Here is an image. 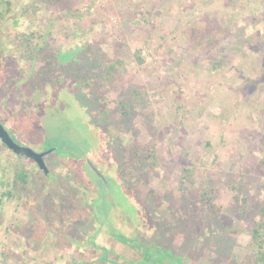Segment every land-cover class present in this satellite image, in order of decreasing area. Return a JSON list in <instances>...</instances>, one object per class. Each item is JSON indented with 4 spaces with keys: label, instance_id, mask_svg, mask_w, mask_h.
<instances>
[{
    "label": "rangeland",
    "instance_id": "obj_1",
    "mask_svg": "<svg viewBox=\"0 0 264 264\" xmlns=\"http://www.w3.org/2000/svg\"><path fill=\"white\" fill-rule=\"evenodd\" d=\"M12 1L0 40L26 80L0 117L53 152L45 173L0 141V168L29 174L1 210L0 264H257L264 0Z\"/></svg>",
    "mask_w": 264,
    "mask_h": 264
},
{
    "label": "trees",
    "instance_id": "obj_2",
    "mask_svg": "<svg viewBox=\"0 0 264 264\" xmlns=\"http://www.w3.org/2000/svg\"><path fill=\"white\" fill-rule=\"evenodd\" d=\"M61 0H37L38 3L35 5L32 9H34V12H41L44 8H46L49 5L55 4L60 2ZM1 3H3L4 9H10L12 5L14 4L12 0H0ZM27 12V11H26ZM3 15V14H1ZM28 36V37H27ZM33 35H26L22 34L19 35L18 38H21V40L24 41V47L31 48V41L33 40V37H30ZM2 48V47H1ZM134 58L137 60L138 63L142 64L143 59L140 57V55L135 54ZM21 60L29 63V59L25 56H22ZM223 63L216 64L217 67L222 66ZM6 67L1 68L0 70V86H4L5 84L10 83L13 80V85H10V87L4 86L5 88L8 87V90H6V93H3L2 98H0L1 108H4L7 99L11 93V91L14 88H17L25 83L26 76L24 75V71L21 69L17 73V75L14 77L9 78V76L6 73ZM115 71V68L113 66H109L108 72ZM3 124V122H1ZM11 135V134H10ZM50 136H53L52 133ZM12 137V136H11ZM13 138V137H12ZM3 147H5L2 144ZM151 146V156H154V145ZM51 147V146H50ZM148 148V147H147ZM74 160V159H73ZM77 161V160H74ZM29 174L27 171L23 169H17L13 172L12 176H10L5 168H0V215L2 208L5 207L7 202H15L18 203L23 198H25L26 194V185L28 183ZM261 216L264 219V207L260 211ZM251 245H252V253L253 256H255V261L257 264H264V221L259 224L256 229H253L251 231ZM164 253L162 255L161 263L165 264V260L167 259ZM154 254H147V256H144V259L142 261L143 264H159L157 263V260H154ZM145 262V263H144Z\"/></svg>",
    "mask_w": 264,
    "mask_h": 264
},
{
    "label": "water",
    "instance_id": "obj_3",
    "mask_svg": "<svg viewBox=\"0 0 264 264\" xmlns=\"http://www.w3.org/2000/svg\"><path fill=\"white\" fill-rule=\"evenodd\" d=\"M0 141L8 150H10L16 156L25 157L27 159H30L37 165V167L41 171L45 173L48 172L44 157L46 156V154L50 153V150L44 151V152H37L30 147L19 145L11 138L8 131L5 129V127L2 125L1 122H0ZM94 171L99 176H101L96 169H94Z\"/></svg>",
    "mask_w": 264,
    "mask_h": 264
},
{
    "label": "flooded vegetation",
    "instance_id": "obj_4",
    "mask_svg": "<svg viewBox=\"0 0 264 264\" xmlns=\"http://www.w3.org/2000/svg\"><path fill=\"white\" fill-rule=\"evenodd\" d=\"M3 14V15H1ZM13 14V11L12 9H0V25H3V23H7L9 20H8V17L7 16H10ZM15 20H17V17L14 16L12 17V20L11 22H15ZM2 47V48H1ZM9 58H11V55L9 54V47L7 45H5L3 43V41L0 40V70H2L1 68L3 67H6V73L7 71L9 70L8 69V65H6L7 61L9 60ZM3 86V85H2ZM1 87V86H0ZM2 108H0L1 110ZM0 122H4V120L0 117ZM3 125V124H2ZM10 135V134H9ZM11 136V135H10ZM12 138V137H11ZM15 142L16 140L14 139V137L12 138ZM17 143V142H16ZM2 144V143H1ZM19 144V143H18ZM20 145V144H19ZM24 146V145H23ZM6 148V147H5ZM7 149V148H6ZM37 152H44V150L42 151H37ZM53 150H50V153H52ZM50 153L46 154L49 155ZM15 155V154H14ZM45 156V157H46ZM20 157V156H19ZM45 157H44V160H45ZM25 158V157H24ZM27 159V158H26ZM30 160V159H28ZM31 161V160H30ZM33 162V161H32ZM34 163V162H33ZM35 164V163H34ZM46 164V163H45ZM36 165V164H35ZM37 167V165H36ZM47 167V165H46ZM38 168V167H37ZM39 169V168H38ZM40 170V169H39ZM144 255V254H143Z\"/></svg>",
    "mask_w": 264,
    "mask_h": 264
}]
</instances>
